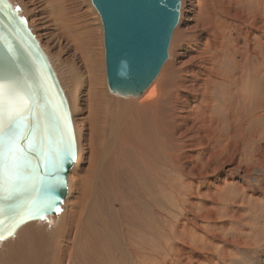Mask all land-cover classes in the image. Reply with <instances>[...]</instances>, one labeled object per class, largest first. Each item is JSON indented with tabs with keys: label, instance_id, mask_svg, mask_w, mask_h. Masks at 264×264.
I'll return each mask as SVG.
<instances>
[{
	"label": "rangeland",
	"instance_id": "obj_1",
	"mask_svg": "<svg viewBox=\"0 0 264 264\" xmlns=\"http://www.w3.org/2000/svg\"><path fill=\"white\" fill-rule=\"evenodd\" d=\"M45 1L11 0L10 3L13 7L20 8V16L28 22L29 28L37 40L39 38L43 48L52 56L59 58L63 64L61 65L64 68L58 69L57 79L67 99L75 128L77 158L69 172L71 179L70 183L68 181L66 200L57 216L48 217L41 222H30L24 225L26 228L24 226L21 228L42 229L49 236L54 233L55 227L60 225L58 233L61 236L58 240L63 242L61 243L63 246L70 244L72 249L70 256L64 261L66 264H140L139 260H143L142 264H207L214 241L216 245H221L225 249L226 262L222 264H264V254L261 253L264 239L256 235L262 225L264 228V174L259 176L256 172L249 175L246 173L248 165L255 159L253 155L263 153L264 158V116H261L264 112L262 111L258 119H252L257 111L264 108V0H231V3L227 0H181L179 22L171 37L168 58L153 81L158 86V92L162 91V94L159 93L161 97L158 96L161 101L157 98L158 100L154 102L156 104L158 101L157 106L154 104L152 111L148 109L150 112L146 110L145 126L142 117L138 116L142 126L139 128L137 124L133 130L137 146L141 147L136 153L115 140L110 121H101L88 85L86 57L72 48V42L61 38L62 35L58 33L54 24L51 23L52 28L48 29L50 23L48 18H52L53 14L50 13L51 9L48 11ZM64 4L68 8L67 12H71L70 16H79V21L92 24L95 30L93 37L95 50L98 54L102 51V69L105 76L102 27L90 0H65ZM32 21L34 26L31 24ZM209 33H214L215 44L210 40ZM202 56L208 63L213 64L212 74L216 77L212 78L211 82V79L205 80L199 65ZM98 65L99 61L96 60L97 69ZM187 75L189 77L186 78ZM190 75L203 80L199 82L202 90L197 91L201 93V97L198 95L191 99L190 105L202 111L210 99L211 112L215 114L213 116L217 115L221 122H229L221 124L226 135H230L231 125L235 122L226 120L228 119L225 115L228 110H225L226 105L230 111L232 108L235 109L238 102L240 105L237 106H241V116L239 115L243 121L241 150L232 152L230 163L228 161L221 171L204 181L208 182L207 186L203 182H198L194 175L184 173L181 176L170 165V159L162 153L169 144L175 143L174 136L169 130L172 129L171 125L167 124L166 115L171 112L166 110L169 108L167 105H171L169 102L172 96L182 99L186 96L185 90L181 91L187 82L193 84L191 81H194V77ZM70 77L75 92L68 83ZM224 78L227 82H224ZM77 79L81 80L78 82ZM106 92L122 99L137 101L139 98L112 94L108 91L107 85ZM250 101H253L251 103H254V107L251 103L247 104ZM261 104L262 108L260 106L257 110L256 107ZM133 110L132 117L136 115L135 109ZM150 115L156 118L159 126L154 124L153 119L150 121ZM134 143L131 142L132 146ZM107 146H111L112 149H108ZM103 149L104 152L101 151ZM196 151V148L183 149L179 158L190 161L196 156ZM237 166H240V169L237 170ZM130 172L132 174L135 172L133 174L135 178ZM255 178L260 181V187L263 189L257 190ZM183 182L190 186L185 187ZM165 188L167 190H164ZM231 191L234 193L244 191L246 197H241L238 203L237 199H232V204L227 205L225 200ZM186 201L189 212L185 206H180V202L186 204ZM206 209H211V212L204 213ZM232 216L234 220L230 221ZM238 233L244 235L243 238L248 243L257 240L263 244V248H256L252 253V247L237 245L235 241ZM124 235L133 240L134 247L124 240ZM14 238L15 236L0 242L1 247L6 243H13ZM54 241L57 242L56 236ZM126 244L135 249V254L128 252ZM55 246L52 248L55 249ZM5 257L0 255L2 259Z\"/></svg>",
	"mask_w": 264,
	"mask_h": 264
},
{
	"label": "bare ground",
	"instance_id": "obj_2",
	"mask_svg": "<svg viewBox=\"0 0 264 264\" xmlns=\"http://www.w3.org/2000/svg\"><path fill=\"white\" fill-rule=\"evenodd\" d=\"M8 1L10 2L11 0H8ZM64 2H65V0H46L44 2L46 4L47 9L49 8L48 11L50 12V9H51V12L50 13L53 14V17L52 18H48L50 23L48 22L49 25L47 27L50 30V28H52L50 26L52 24H54L55 27H56V29H57V31H58V33L60 35H62L61 38H63L65 41L72 42L73 43L72 48L74 50L79 51L78 53L80 55H84L86 57V64H87V66H85V69H86V73H87V77H88V85H89V89L91 90V92L93 94V97H94V101L93 102H95V105H96V107L98 109V112L97 113H99V116L101 117V121L102 122L110 121V123H111L110 126L113 128V131L112 132L115 135L114 136L115 140L118 143H120V145L122 144L123 146H126L125 148L128 147V149L130 148V149L133 150V152L136 153L137 151H139V149H141V147L137 146L138 143L136 142L135 136L133 134V130L135 128V125L138 124L140 126L139 128H141V126H142V123L140 122V118L138 116L140 115L142 117V119L145 122L143 126H145L146 125V110L151 109L153 106L155 107V105L158 103V101H161V99H159V98L161 97L160 95L162 94V91H160L161 89L159 90L161 92V94L159 95L160 92H158V86H157V84L155 82L154 83L152 82L150 84V86L139 96V98L136 97V98H138L137 101H135L133 99H126V98L125 99H122V98H119L118 96L115 97L114 95L108 94L106 92V85H107L106 79H105L106 78V75L104 76V71L102 69V51H99V54H98L96 52V50H95V44H94V38H93L94 37V31L95 30L93 29L92 24L88 23L87 21H79L78 20L80 18L79 16H70V13L71 12H67V9L68 8L65 6ZM227 2L228 3H231V0H227ZM212 5H213V3H212ZM39 11H41V10H39ZM96 13H97V11H96ZM97 15H98V13H97ZM48 16H50V15H48ZM179 16H180V11H179ZM232 16H234V15H232ZM98 17H99V15H98ZM99 19H100V17H99ZM51 20L53 22H51ZM100 22H101V20H100ZM178 22H179V19H178ZM31 24L34 26L33 21L31 22ZM208 24H210V23H208ZM209 26L210 25H208V27ZM101 27H102V25H101ZM262 30L263 29H261V31ZM45 31H47V30L45 29ZM45 33L47 34V32H45ZM56 34H57V32H56ZM209 35L211 36V39L210 40L212 41L213 44H215V40H214L215 36H214V33H209ZM102 38H103V31H102ZM207 39H208V37H207ZM217 40L218 39H216V41ZM38 41H39V38H38ZM217 42H220V40L217 41ZM39 43H40V41H39ZM99 45H100V43H99ZM216 46H217V44H216ZM41 47H42L45 55L47 56V58H48V60H49V62L51 64L52 68H54L53 70H54V72H56V74H57L56 76H58L59 75L58 69L59 68L63 69L64 68L62 66L63 64L61 63V61H60L59 58H57L55 56H52L49 52H47L43 48L42 45H41ZM96 60H97V62L99 61L98 69H97V66H96ZM199 65L201 67V70L203 71V75L205 77V80H207V79L210 80L211 79L210 82L213 81L212 78H215L216 77V75H213L212 74L214 72V67H212L213 64L208 63V60L204 56H202L201 57V62L199 61ZM104 69H105V66H104ZM64 73L66 74V72H64ZM83 75H85V73ZM193 75H194V73H193ZM192 76L190 75V77H192ZM72 77H74V76H72ZM72 77L69 78L68 83L70 84L71 88L75 92V90H74V84L72 83L73 82L72 81ZM185 77L187 78V77H189V75H187ZM193 77H194V79H193L194 81H191L193 84H191L190 82H187V84L185 85V87L181 91V92H184V90H185V94H186V96H184L185 98L183 97V99H182L181 97L177 98L175 96H172L173 98L171 97L170 98V102H169V103H171V105H169V104L167 105L169 108H167L166 110H170L171 111L170 113H168L166 115L168 117L167 124L168 125L169 124L171 125V128L172 129H169V130H171L170 131L171 132V135L173 134V136H174V139L173 140L175 141V143L169 144L168 147L162 153L165 156H167L168 159H170V162H171L170 165H172L173 169L177 170L181 176L184 173H188V174L194 175V177L198 179V182L199 181L200 182H203V184L206 185V183H208V182L205 183L204 181L208 177H212L215 173L221 171L222 168L225 165H227L226 163L229 161V158H230V155L232 154V152H235L238 149L241 150L240 149L241 146H242L241 145V142H242V139H243V132H242V129H243V121L241 120V117L239 118V115H240V112H241V110H240V107L241 106H237L239 104L238 101H237L238 104L235 106V109L232 108L231 111H230V108L229 107L227 108V105H226V109L225 110H227V109L228 110H227V114L225 113V115H227L226 117L228 119H226V118H223V119L224 120L226 119V120H229V121H235L231 125L232 132H230V135H228V134L226 135V133L224 132L223 127H221L222 126L221 124H224L226 121L225 122L224 121L221 122V120H219V118L217 117V115H216L217 118L213 116L215 114H212V112H211L212 106L210 107V103H212V102L210 101V99H209V102L210 103L209 102H206V104L204 105V109L202 111H198L194 106L192 107L190 105V103L192 101L191 99H193V98H195V97H197L198 95L201 94V93H198L197 91L202 90V87L200 86V83H201L200 81H203L198 76H193ZM82 80H84V79H82ZM186 80L188 81V79H186ZM223 80H224V82H227L225 80V78ZM77 81H78V79H77ZM75 84H76V82H75ZM205 86H207V84ZM77 87H78V85L76 86V88ZM201 92H203V91H201ZM207 95H209V94H207ZM158 96H159V98H158ZM200 97H201V95H200ZM202 98H204V97H202ZM156 99L158 101L155 104L154 102L156 101ZM245 100H246V97H245ZM250 100H252V99L250 98ZM251 102H253V101H250L247 104H250ZM251 104H252V107H254L253 106L254 103H251ZM160 105H161V103H160ZM162 105H164V104H162ZM243 106H245V105H242V107ZM260 106L262 108V104H261V105L257 106L256 109L258 110L260 108ZM158 107L164 108V106H158ZM209 107H210V109H209ZM133 109H135V113H136V115L134 117H132V115H131V113L134 112ZM157 109L159 110V108H157ZM136 110H139V111H136ZM225 110H223V111H225ZM242 110H243V108H242ZM247 110L250 111V109H247ZM150 111H152V109ZM223 111L221 113H223ZM262 111L264 112V108L261 111H257L256 114H255V116L252 117V119L253 120L258 119V116L262 113ZM244 112L246 113V111H244ZM262 115L264 116V113L261 114V116ZM223 116H224V114H222V117ZM219 117H220V114H219ZM229 117H230V119H229ZM150 119H151L150 121H152V119H153L154 120V124H156V126L158 124V126H159V123L156 122V118L155 117L151 116ZM233 119H235V120H233ZM160 123H161V121H160ZM226 123H229V122H226ZM157 140H158V138H157ZM160 141H161V139H160ZM131 142L132 143L136 142V144L134 143L135 145L132 146ZM154 144H156V143H154ZM113 145H115V144H112V146ZM248 145H249V143H248ZM110 147H108V149ZM117 147L118 146H116L115 149H117ZM164 147H166V146H164ZM193 148H196L197 149L196 156L194 158H192L190 161H183V159L180 160L179 156L181 155V151L183 149H193ZM108 149H106V151H108ZM110 149H112V148H110ZM118 150L120 151V149H118ZM101 151L104 152L105 150L103 149ZM239 153H241V152L239 151ZM239 153H237V154H239ZM101 154H103V153H101ZM118 154H119V152H118ZM252 154L250 156H252ZM262 155H263V153L262 154L259 153V154H255V155L252 156L253 159L254 158L255 159L253 160V162H252L251 165L250 164L248 165V168L246 170V173L248 175L250 173H252V172H256L259 176H261L262 174H264V158H263ZM121 156L122 155H120V157ZM234 157H233V159H235ZM231 158H232V156H231ZM116 160L118 161V159H116ZM146 160H148V159H146ZM158 161H160V160H158ZM186 162H188V163H186ZM228 163H230V161ZM162 164H163V162H162ZM253 165H254V167H253ZM234 166H236V165H234ZM240 166L239 167L237 166V170L240 169ZM170 169H172V168H170ZM133 174L131 176H133ZM70 175H71V173L68 175V181H69V183H70V179H71V176ZM135 175H137V173ZM128 176H129V173H128ZM130 178L132 179V177H130ZM133 178H135V177L133 176ZM145 178H146V176H145ZM157 178H159V177H157ZM160 180H162V179H159V181ZM254 180H255V183H256L257 190L263 189L262 187H260V183H259L260 181L258 179H256V178ZM163 182H166V181H163ZM136 183H138V182L136 181ZM235 183H237V182H235ZM238 183H239V181H238ZM139 184L141 185V183H139ZM139 184H137V185H139ZM183 184H184L185 187H187V186L189 187L190 186V184H187L185 182H183ZM166 186L167 185H165V187ZM138 187H140V186H138ZM168 187H169V185H168ZM142 188H140V189H142ZM166 188L164 190H167ZM187 188H185V189H187ZM235 190H237V189H235ZM188 191H189V189H188ZM175 194H176V192H175ZM241 197L242 198L246 197L244 191H242L241 193H234V192H232L231 194H228V196L226 197L227 199L225 200V202H226L225 204H227V203L229 205L232 204V202H231L232 199H237V203H238V201L240 200ZM247 197H249V196H247ZM181 205L185 206L184 208L187 210V212H189V209L187 208V201H186V204L184 202H180V206ZM70 209H73V208H70ZM181 209H182V211L184 210L183 208H181ZM210 210L209 209H206L204 213L207 214L208 211L211 212ZM260 210H261V208H260ZM161 211H163V210H161ZM253 211H255V210H253ZM231 220H234V217L233 216L230 217V221ZM242 222H244V221H242ZM185 225H186V223H185ZM262 226L260 228L258 227L259 229L257 230V234L256 235H259L260 237H262V239H264V228ZM24 227L26 228V226H24ZM25 228L23 229V228L20 227L16 231V233L14 235L15 238H14V242L13 243H6L2 247L0 245V248H2V249H0V255H3V256L5 255L6 256L3 259L0 258V264H66V262L64 263V261L66 260L67 256H70V250H72V249L70 247V244L68 246H65V245L63 246L61 244L63 242L61 240H58L59 239L58 237L61 236L60 233H58V231L61 229L60 228V225H57L55 227L54 233L50 234L49 236L42 229L33 228L31 230H29V229L27 230ZM127 229L129 230V228H127ZM190 231H192V230H190ZM204 232H205V230H204ZM180 233H182V232H180ZM53 234H55V236L57 238V242L54 241L55 236ZM215 234H216V231L214 230L213 235H215ZM253 236H255V235H253ZM253 236H252V240L254 238ZM197 237H195V238H197ZM236 237H237V239L235 241L236 244L237 245L243 244V245H245V247H252V249H251V252L252 253H253V251L256 248H263V244L262 243H259L257 240H255L252 243H248L247 241L244 240V238H243L244 235H242L240 233L236 234ZM184 238H182V239H184ZM124 240H127L134 247V244L135 243L133 242V240L129 236L124 235ZM130 244H126L127 250H128L129 253H132L133 252L135 254V249L134 250L131 249ZM53 246H55L56 251H55V249L52 248ZM145 249H146V247H145ZM219 249H220V252H219ZM139 250H140V248H139ZM141 252H143V251H141ZM261 253L264 254V248H263V250H262ZM224 254H225L224 247L221 246V245H216V242L214 241V243L212 245V248L210 249V252H209V259L207 260V264H222L223 262H226V259H224ZM254 254H255V252H254ZM181 255H182V253H181ZM129 256H131V255H129ZM139 261H140V264H142V261L143 260L142 261L139 260Z\"/></svg>",
	"mask_w": 264,
	"mask_h": 264
},
{
	"label": "water",
	"instance_id": "obj_3",
	"mask_svg": "<svg viewBox=\"0 0 264 264\" xmlns=\"http://www.w3.org/2000/svg\"><path fill=\"white\" fill-rule=\"evenodd\" d=\"M97 11L103 31L104 64L107 88L110 93L124 97H139L153 82L168 58V48L174 28L178 24L181 0H90ZM8 0H0V67L12 62L9 47L14 50L15 62L24 69L31 81L35 76L48 88L50 98L66 113L77 158V143L69 105L57 76L42 50L39 41L28 26L18 28L19 12ZM25 28L27 31H25ZM27 33H30L29 36ZM35 159V154H34ZM76 161V159H75ZM75 161H65L63 170L57 175L49 168L41 174L46 184L60 183L53 194L60 209L68 194V174ZM33 192L35 197L45 195ZM31 210L29 198L13 216L7 210L0 214V242L13 237L16 231L30 223L41 222L48 217L57 216L55 208L42 216L28 215ZM22 222L17 223L21 220ZM11 233V234H10Z\"/></svg>",
	"mask_w": 264,
	"mask_h": 264
},
{
	"label": "snow or ice",
	"instance_id": "obj_4",
	"mask_svg": "<svg viewBox=\"0 0 264 264\" xmlns=\"http://www.w3.org/2000/svg\"><path fill=\"white\" fill-rule=\"evenodd\" d=\"M19 11L17 7L15 12ZM26 24L20 17L17 27ZM8 51L12 62L0 67V214L7 210L17 215L29 198V216H42L53 208L59 212L53 192L61 184H46L40 168L42 163L45 174L52 168L58 175L65 161H75L70 123L60 110L62 103L55 105L48 88L35 76L30 81L15 62L14 50ZM41 189L46 193L43 197H32Z\"/></svg>",
	"mask_w": 264,
	"mask_h": 264
}]
</instances>
